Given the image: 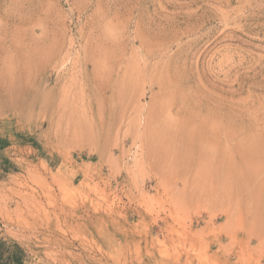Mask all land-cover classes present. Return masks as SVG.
Here are the masks:
<instances>
[{
	"label": "rangeland",
	"instance_id": "1",
	"mask_svg": "<svg viewBox=\"0 0 264 264\" xmlns=\"http://www.w3.org/2000/svg\"><path fill=\"white\" fill-rule=\"evenodd\" d=\"M262 144L264 0H0V264H264Z\"/></svg>",
	"mask_w": 264,
	"mask_h": 264
},
{
	"label": "bare ground",
	"instance_id": "2",
	"mask_svg": "<svg viewBox=\"0 0 264 264\" xmlns=\"http://www.w3.org/2000/svg\"><path fill=\"white\" fill-rule=\"evenodd\" d=\"M11 80H12V79H11ZM167 122L169 123L170 121L168 120ZM181 122H182V123H183V122L185 123V120H184V121H181ZM211 122H212V121H211ZM172 123H173V122H172ZM174 123H175V121H174ZM179 123H180V122H179ZM182 123H181V124H182ZM175 124H176V123H175ZM181 124H179V125L181 126ZM168 125H171V124H168ZM209 125H210V124H209ZM177 126H178V125H177ZM210 126H212V125H210ZM165 127H167V125H166ZM171 127H172V125H171ZM181 127H182V126H181ZM181 127H180V128H181ZM172 128L174 129V126H173ZM213 128H214V127H213ZM169 129H170V128H169ZM169 129H168V130H169ZM173 129H172V130H173ZM182 129H183V128H182ZM193 129H194V128H193ZM166 130H167V128H166ZM176 130H177V129H176ZM180 131H181V130H180ZM189 132H190V131H189ZM211 132H212V133H211ZM211 132L209 131L208 134H210V133L213 134V131H211ZM181 133H182V131H181ZM213 135H214V134H213ZM251 135H252V134H251ZM252 136H254V135H252ZM252 136H251V137H252ZM247 137H248V136H247ZM199 139H200V137H199ZM202 139H203V138H202ZM207 139H208V140H207ZM253 139H254V138H253ZM251 140H252V139H251ZM255 140H256V139H255ZM257 140H258V138H257ZM259 140H260V139H259ZM207 141H208V142H207ZM261 141H262V140H261ZM206 142H207V144H208L209 142H211V144H212L213 141H212L211 139L209 140V138H205V143H206ZM214 142H215V141H214ZM247 142H248V141H246V143H247ZM248 143H249V142H248ZM253 143H254V142H253ZM213 144H214V143H213ZM255 144H256V143H255ZM259 145H261V143H259ZM262 145H263V144H262ZM214 146H215V148H216V144H214ZM214 146H212L211 149H212ZM242 146H243V145H242ZM242 146H241V147H242ZM245 146H246V144H245ZM263 146H264V145H263ZM206 147H207V145H206ZM208 147H209V145H208ZM243 147H244V146H243ZM247 147H248V144H247ZM258 147H260V146H258ZM261 147H262V146H261ZM261 147H260V148H261ZM170 148H172V147H170ZM170 148H169V149H170ZM215 148H213V149H215ZM254 148H255V147H254ZM254 148H253V150H254ZM166 149H167V148H166ZM207 149H209V148H207ZM211 149H210V150H211ZM216 149H217V148H216ZM216 149H215V150H216ZM167 150H168V149H167ZM175 150H176V149H175ZM205 150H206V148H205ZM242 150H243V149H242ZM247 150H248V149H247ZM250 150H251V149H250ZM169 151H170V150H169ZM169 151H166V153H167V152L169 153ZM171 151H172V150H171ZM213 151H214V150H213ZM208 152H209V151H208ZM243 152H245V156H246V154H248L247 156L250 157V159H249L250 161H252L253 158L256 157V156H257L256 158L258 159V152H259V150H256V151H254V152H253V151H252V152H251V151H243ZM243 152H242V153H243ZM250 152H251V153H250ZM168 153H167V155H168ZM169 155H170V154H169ZM241 155H242V154H241ZM260 155H261V154H260ZM242 156H244V154H243ZM98 157H99V156H98ZM245 158H246V157H245ZM245 158L242 157V160L244 159L243 161H244V162H247V161L245 160ZM246 159H247V158H246ZM262 159H263V158H262ZM208 160H209V159H208ZM247 160H248V159H247ZM263 160H264V159H263ZM250 161H249V162H250ZM253 161H254V163H255V166H257V164L259 163V161H258V160H256V161L253 160ZM253 161H252L251 163H253ZM249 162H247V163H249ZM256 162H258V163L256 164ZM260 163L262 164V166H264V165H263L264 161H263V162L260 161ZM229 165H230V164H229ZM244 165H245V164H244ZM258 165H260V164H258ZM252 166H253V165H252ZM260 166H261V165H260ZM246 167H248V166H246ZM257 167H258V166H257ZM209 168H210V167H209ZM250 168H251V167H250ZM210 169H211V168H210ZM244 169H245V168H244ZM252 169H253V167H252ZM252 169H250V170H252ZM257 169H258V168H257ZM212 170H213V169H212ZM254 170H255V169H254ZM215 171H216V170H215ZM213 172H214V171H213ZM247 173H248V172H247ZM247 173H246V175H247ZM250 174H252V173H250ZM253 175H254V174H253ZM243 176H244V175H243ZM250 176H251V175H250ZM255 176H256V174H255ZM249 178H250V177H249ZM251 178H252V177H251ZM248 180H250V179H248ZM241 181H242V180H241ZM257 189H258V187H257ZM257 189H256V190H257ZM90 217H91V216H90ZM91 218H92V217H91ZM92 220H93V219H92ZM98 220H99V218H98Z\"/></svg>",
	"mask_w": 264,
	"mask_h": 264
}]
</instances>
